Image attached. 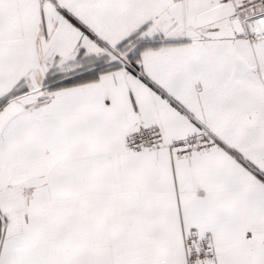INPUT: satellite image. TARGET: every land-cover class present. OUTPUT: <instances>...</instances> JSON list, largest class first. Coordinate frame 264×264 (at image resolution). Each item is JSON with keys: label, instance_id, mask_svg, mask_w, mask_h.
Here are the masks:
<instances>
[{"label": "snow or ice", "instance_id": "1", "mask_svg": "<svg viewBox=\"0 0 264 264\" xmlns=\"http://www.w3.org/2000/svg\"><path fill=\"white\" fill-rule=\"evenodd\" d=\"M0 264H264V0H0Z\"/></svg>", "mask_w": 264, "mask_h": 264}]
</instances>
